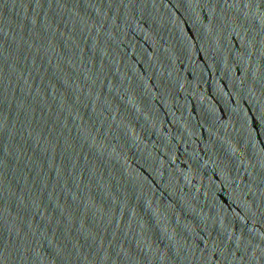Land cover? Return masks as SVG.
I'll use <instances>...</instances> for the list:
<instances>
[{"label":"water","instance_id":"95a60500","mask_svg":"<svg viewBox=\"0 0 264 264\" xmlns=\"http://www.w3.org/2000/svg\"><path fill=\"white\" fill-rule=\"evenodd\" d=\"M0 264H264V0H0Z\"/></svg>","mask_w":264,"mask_h":264}]
</instances>
